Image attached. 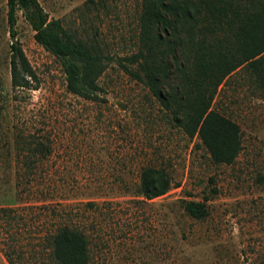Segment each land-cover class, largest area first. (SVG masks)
Returning <instances> with one entry per match:
<instances>
[{"label":"rangeland","instance_id":"rangeland-1","mask_svg":"<svg viewBox=\"0 0 264 264\" xmlns=\"http://www.w3.org/2000/svg\"><path fill=\"white\" fill-rule=\"evenodd\" d=\"M38 1L108 59L136 52L141 0ZM7 11L0 0V264H56L49 242L63 224L90 237L91 264H264V88L255 75L236 72L213 102L242 136L236 161L216 165L115 62L99 99L71 94L60 60L37 43L23 11L17 39L37 82L14 90ZM20 134L49 142L50 157L23 166ZM147 166L171 174L165 196L136 194ZM182 201L205 203L208 216L190 219Z\"/></svg>","mask_w":264,"mask_h":264},{"label":"trees","instance_id":"trees-1","mask_svg":"<svg viewBox=\"0 0 264 264\" xmlns=\"http://www.w3.org/2000/svg\"><path fill=\"white\" fill-rule=\"evenodd\" d=\"M7 7L10 36L15 39L10 45L14 90H34L37 82L17 39V13L23 11L37 43L60 60L71 94L99 99L100 79L115 62L150 90L178 129L199 140L214 164L236 161L242 150L241 128L214 109L213 102L238 71L255 75L264 88V0H141L137 50L114 59L105 57L100 46L74 38L38 0H7ZM16 144V159L26 167L43 163L52 153L51 144L39 136L17 135ZM172 186L165 168L147 166L139 174L136 194L153 200ZM180 204L190 219L203 220L209 214L205 203ZM49 246L56 264L92 262L90 237L79 228L59 225Z\"/></svg>","mask_w":264,"mask_h":264}]
</instances>
